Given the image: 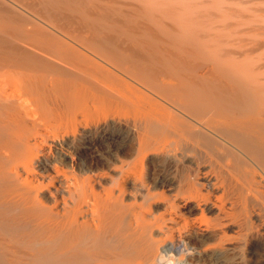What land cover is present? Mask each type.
<instances>
[{
	"label": "bare ground",
	"instance_id": "bare-ground-1",
	"mask_svg": "<svg viewBox=\"0 0 264 264\" xmlns=\"http://www.w3.org/2000/svg\"><path fill=\"white\" fill-rule=\"evenodd\" d=\"M257 245L264 0H0V264Z\"/></svg>",
	"mask_w": 264,
	"mask_h": 264
},
{
	"label": "rangeland",
	"instance_id": "rangeland-1",
	"mask_svg": "<svg viewBox=\"0 0 264 264\" xmlns=\"http://www.w3.org/2000/svg\"><path fill=\"white\" fill-rule=\"evenodd\" d=\"M245 259L243 264H264V247L260 245L255 246L249 252H246Z\"/></svg>",
	"mask_w": 264,
	"mask_h": 264
}]
</instances>
